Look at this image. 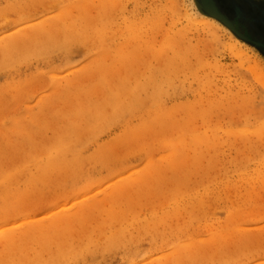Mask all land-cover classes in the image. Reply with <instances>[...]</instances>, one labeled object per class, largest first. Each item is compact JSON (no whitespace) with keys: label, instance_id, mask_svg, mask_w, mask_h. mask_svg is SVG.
<instances>
[{"label":"rangeland","instance_id":"1","mask_svg":"<svg viewBox=\"0 0 264 264\" xmlns=\"http://www.w3.org/2000/svg\"><path fill=\"white\" fill-rule=\"evenodd\" d=\"M213 1L245 40L199 0H0V264H264V0Z\"/></svg>","mask_w":264,"mask_h":264},{"label":"water","instance_id":"2","mask_svg":"<svg viewBox=\"0 0 264 264\" xmlns=\"http://www.w3.org/2000/svg\"><path fill=\"white\" fill-rule=\"evenodd\" d=\"M201 9L203 12L218 21H220L223 25L228 27L231 31H233L238 37L242 39H246L243 35L239 34L233 27V25L230 23V21L223 15L221 14L218 9L216 8L214 1L213 0H199Z\"/></svg>","mask_w":264,"mask_h":264},{"label":"flooded vegetation","instance_id":"3","mask_svg":"<svg viewBox=\"0 0 264 264\" xmlns=\"http://www.w3.org/2000/svg\"><path fill=\"white\" fill-rule=\"evenodd\" d=\"M217 7V6H216ZM219 10V9H218ZM219 12H221L220 10H219ZM222 13V12H221ZM236 26V25H235ZM237 28V27H236ZM249 36V35H248ZM251 40H253V39H251ZM254 41V40H253Z\"/></svg>","mask_w":264,"mask_h":264},{"label":"bare ground","instance_id":"4","mask_svg":"<svg viewBox=\"0 0 264 264\" xmlns=\"http://www.w3.org/2000/svg\"><path fill=\"white\" fill-rule=\"evenodd\" d=\"M216 6V5H215Z\"/></svg>","mask_w":264,"mask_h":264}]
</instances>
